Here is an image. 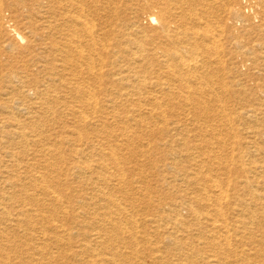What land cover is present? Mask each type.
Segmentation results:
<instances>
[{"label":"rangeland","instance_id":"1","mask_svg":"<svg viewBox=\"0 0 264 264\" xmlns=\"http://www.w3.org/2000/svg\"><path fill=\"white\" fill-rule=\"evenodd\" d=\"M0 2V197L15 192L11 216L0 209V264H104L111 254L108 264H218L206 245L213 181L229 194L231 264H264V0ZM78 14L96 25V48H85L97 70L95 113L75 96L78 61L63 47L82 28ZM33 89L54 96L36 100ZM17 121L30 133L24 148ZM99 189L119 200L122 219H137L136 240L93 238ZM250 213L256 224L242 228Z\"/></svg>","mask_w":264,"mask_h":264},{"label":"bare ground","instance_id":"2","mask_svg":"<svg viewBox=\"0 0 264 264\" xmlns=\"http://www.w3.org/2000/svg\"><path fill=\"white\" fill-rule=\"evenodd\" d=\"M2 1V0H0ZM69 1L72 5H75L76 4V0H67ZM85 1V0H84ZM62 2V1H61ZM173 2V1H172ZM115 3V2H114ZM0 4H2V2H0ZM60 4V3H59ZM64 4V3H63ZM69 5V4H68ZM92 5V4H91ZM173 5V4H172ZM62 6V5H61ZM1 7V6H0ZM151 7H154V5L152 3H149V2H146V8L147 9H150L151 10ZM2 8V7H1ZM70 9V8H69ZM83 10H84V6H83ZM186 10V9H185ZM218 12V11H217ZM65 13V12H64ZM63 13V14H64ZM74 13V11H73ZM82 13V11H81ZM162 13V12H161ZM189 14V13H188ZM157 15V14H156ZM154 15V13H149L148 16H149V21H153L156 22L157 20L159 21L158 17ZM193 16V15H192ZM57 18V17H56ZM159 18H160V21H161V24H162V27L165 29L167 28L168 24H169V21H168V18H165L163 13L159 15ZM92 19V18H91ZM74 22L79 25L80 28L79 30L78 29H75L72 34V36H70L71 38H67V42L63 45V47L65 48V51L67 52V54L70 53H74L75 56L77 57V63H74V65L76 64V68L79 69V72H78V76L76 77V85H75V96L76 98L80 101L79 103H82L80 104L81 106L83 105L86 106L88 109H91V111L94 110L95 106H96V103H97V99L95 98V93L92 91V87H93V84H94V77L95 75L97 74V70H96V64L94 63V60L93 58L91 57V54L90 52H86L85 48H88L89 50H92L95 46H94V42H95V37H94V29H93V26L96 27L95 22L94 24H92L91 20H89L88 18H86L85 16L81 15V14H78L76 17L74 16ZM70 21V20H69ZM218 23V22H217ZM157 24V23H156ZM8 25V24H7ZM208 25V24H207ZM218 25V24H217ZM71 26V25H70ZM101 26V25H100ZM184 26V25H183ZM73 27V26H72ZM79 28V27H78ZM13 29V28H12ZM59 30V29H58ZM81 31V32H80ZM96 31V30H95ZM129 31V30H128ZM185 32V31H184ZM198 32V31H197ZM19 36L22 38V36L16 32ZM177 33V32H176ZM224 33V32H223ZM14 34V33H13ZM66 34V33H65ZM67 35V34H66ZM214 35V34H213ZM219 35V34H218ZM63 36V35H62ZM98 36V35H97ZM206 36V35H205ZM204 36V37H205ZM215 37V36H213ZM220 37V36H219ZM85 38V45L82 41V39ZM200 39V38H199ZM211 39V38H210ZM215 39V38H213ZM195 40V39H194ZM23 41V40H22ZM212 41V40H211ZM213 42V41H212ZM219 42V41H218ZM214 43V42H213ZM96 44V43H95ZM141 44V43H140ZM139 44V45H140ZM104 45V44H103ZM207 45V44H206ZM94 46V47H93ZM105 46V45H104ZM213 46V45H212ZM140 47V46H139ZM96 48V47H95ZM197 48V47H196ZM208 48V47H207ZM223 48V47H222ZM103 49V48H102ZM143 49V48H140V50ZM189 49V48H188ZM105 50V49H103ZM139 50V51H140ZM154 50V49H153ZM197 50V49H195ZM199 50V48H198ZM215 51V50H214ZM145 52V51H144ZM193 52V51H192ZM196 52V51H195ZM217 52V51H216ZM134 53V52H133ZM141 54V53H140ZM197 54H198V51H197ZM98 55V54H97ZM100 55V54H99ZM181 55V54H180ZM189 55V54H188ZM179 56V55H178ZM182 57H180V60H181V64L182 66H185V68L188 67V69H190V64L188 62V59H186L185 57H183V55H181ZM187 56V55H186ZM191 57V60L192 61H195V57L194 55L193 56H190ZM214 57V56H213ZM101 58V57H99ZM189 58V57H188ZM197 58V57H196ZM103 59V58H101ZM190 59V58H189ZM194 59V60H193ZM190 60V62H191ZM198 60V59H197ZM219 60V59H218ZM143 62V61H142ZM166 62V61H165ZM134 63V62H133ZM197 62H195L194 64H196ZM200 63V62H199ZM69 65H71L72 63H68ZM101 64V63H100ZM99 64V65H100ZM224 64V63H223ZM66 65V64H64ZM74 65H71V66H74ZM166 65V64H165ZM25 66V65H24ZM168 66V65H167ZM101 67V65H100ZM103 67V66H102ZM101 67V69H102ZM75 70L76 68L73 67ZM100 72V70H98ZM121 72V71H120ZM101 73V72H100ZM218 73V71H217ZM55 76V75H54ZM53 76V77H54ZM145 76V75H144ZM14 78V77H13ZM137 78V77H135ZM210 78V77H209ZM187 79V77H186ZM213 79V78H212ZM138 80V79H137ZM141 80V79H140ZM99 81V80H98ZM128 81V80H127ZM143 81L141 80V82L139 83H142ZM145 82V81H144ZM167 86V85H166ZM189 87V86H188ZM190 88V87H189ZM32 89V88H31ZM35 92L33 93L34 94V97L36 100H48L50 98H53L52 96H54V94H51L49 93V90L46 91V94L44 91V89H33ZM47 90V89H46ZM140 92V91H139ZM11 94V92L9 93ZM46 95V96H45ZM141 95V93H140ZM8 96V95H7ZM23 96V95H21ZM45 96V98L43 97ZM57 96V95H56ZM57 98V97H56ZM34 99V100H35ZM188 99V97L186 98ZM97 100V101H96ZM156 100V99H155ZM159 101V100H158ZM61 102V101H60ZM190 102V101H189ZM222 102V101H221ZM6 104V103H5ZM23 104V103H22ZM11 105V104H10ZM80 106V107H81ZM98 106V105H97ZM160 106V105H159ZM82 107V108H83ZM162 107V106H161ZM31 108V107H29ZM93 108V109H92ZM162 109V108H161ZM225 109V108H224ZM8 110V109H7ZM53 110V109H52ZM133 110V109H132ZM23 111V110H22ZM25 111V110H24ZM34 114L35 113H38L40 114L41 111H37V110H33ZM33 112H28L29 114L33 113ZM53 112V111H51ZM113 112V111H112ZM85 113L86 111L82 110L80 111V116L81 118L83 117H87L85 116ZM93 113H95L93 111ZM188 113H189V110H188ZM6 114V113H5ZM7 116L10 115V117H13V112L11 111H8L7 112ZM185 114V113H184ZM15 116V114H14ZM151 116V115H150ZM93 117V115H92ZM17 118V116H16ZM18 119V118H17ZM88 119V118H87ZM83 121V119H82ZM232 121V120H231ZM18 123H16L15 127H17V130L15 131L14 134H16V139H19V144L24 148V145L28 144V136H30V133H27L26 131H24L25 129V124L24 123H21L20 121H17ZM147 122V121H146ZM230 122V121H229ZM35 125V124H34ZM2 126V125H1ZM168 126V125H167ZM3 128V127H2ZM44 128V127H43ZM2 130V129H1ZM26 130V129H25ZM129 131V129H128ZM32 132V131H31ZM80 133V132H79ZM78 133V134H79ZM34 135V134H33ZM220 136V135H219ZM81 138V136H80ZM96 139V138H95ZM33 141V140H31ZM35 141V140H34ZM40 141V140H39ZM223 141V140H222ZM69 143V142H68ZM79 143V142H78ZM213 143V142H212ZM109 144V143H108ZM111 146V145H109ZM30 148V147H29ZM107 148V147H106ZM41 150V149H40ZM113 150V149H112ZM191 150V149H190ZM39 151V150H38ZM46 151H49V150H46ZM106 151V149H105ZM114 151V150H113ZM112 151V152H113ZM220 151V150H219ZM95 152V151H94ZM96 153V152H95ZM113 153L111 154H108L110 156V158H113L115 159L116 157L113 155ZM246 154V153H245ZM104 155V154H103ZM12 156H15L14 154ZM11 156V157H12ZM215 156V155H214ZM92 157V156H91ZM232 157V156H231ZM5 158V157H4ZM64 158V157H63ZM178 158V157H177ZM176 159V157H175ZM182 159V158H181ZM249 159V158H248ZM87 160V159H86ZM117 160V159H116ZM115 160V162H117ZM13 161V160H12ZM91 161V160H90ZM217 161V160H216ZM14 164V162H13ZM26 165L30 164V162H26L25 163ZM119 163L117 162V165ZM210 166V165H208ZM221 166V165H220ZM219 166V168H220ZM228 166V165H227ZM117 168V177L113 180H115V185L113 188H118L121 187V185L123 184V181H124V177H123V173L121 172L122 169L121 168H118V167H115ZM263 168V167H262ZM104 169L106 170V167L104 166ZM108 169V168H107ZM161 169V168H160ZM58 170H60L58 168ZM83 170L88 173H90L91 171V167L90 165H85V167L83 168ZM112 170V169H111ZM75 171V170H74ZM29 173V172H28ZM82 173V171H81ZM87 173V174H88ZM11 175V173H8ZM92 174V172L90 173ZM195 174V173H194ZM29 175V174H28ZM78 175V174H77ZM125 175V174H124ZM16 176V175H15ZM19 177V175H17ZM81 176V175H80ZM43 178V177H42ZM214 179V178H213ZM38 180H41L40 178H36L35 181H38ZM51 180V179H50ZM100 180L102 181L103 183H107L108 182V179L107 177H97V181ZM216 180V179H215ZM259 180V179H258ZM218 181V180H217ZM88 182V181H87ZM214 184H213V187L216 188V190H214V195H215V199H214V204H212L214 207H213V214L211 215V218H209L210 222H209V227H210V231L212 232L211 235L208 234V237L210 235V238L207 239V242H206V245L208 246H211L212 247V253H213V257L215 258V260L217 261L218 264H231L232 263V260L230 259L231 257V253H233V249H231L229 247V244H231L230 242V238H231V233H230V229L227 225V222L226 221V217L223 216L222 217V208H221V200L223 199H226L227 201V197L229 196L227 190H225V188H223L220 184H218L217 182L213 181ZM229 182V181H228ZM97 183V182H96ZM13 185V184H12ZM41 186V185H40ZM229 186V184H228ZM201 188V187H200ZM228 188V187H227ZM103 190V188H102ZM204 190V188H203ZM54 191V190H52ZM206 191V189H205ZM99 192L100 194L103 195V197H105V201L103 202L102 206L100 207V210L101 212H98L97 215H98V221L95 222V229H98L95 230V233L93 234L94 235V239H96L97 243H102V244H106L107 241H110L112 240L113 237H115L117 240L119 241H125L123 237H120L122 236L121 234H126L128 235V238L129 239H132L134 238L136 240V236H138V234L136 233H139V224H138V227L136 226L135 227V222H136V218L134 217V221H132V219L130 218H126V219H122V214H123V208L121 206V203H119L117 200L115 199H110V196L109 198H107V192H102L100 191V189L97 191ZM207 192V191H206ZM15 193V192H14ZM13 192H6L4 193V195L2 197H0V209L2 210L1 213L4 214L6 211V213L11 216L10 213H8V206H7V203L10 205V201L13 200V195H15ZM208 193V192H207ZM53 194V193H52ZM56 194V193H54ZM51 195V193H50ZM93 195V194H92ZM95 195V194H94ZM210 196V195H209ZM209 196L207 198H209ZM52 197V195H51ZM115 198V197H114ZM53 202H58L59 203V200H60V197L57 195V196H53V198H50ZM210 199V198H209ZM7 201V203H6ZM62 201V200H61ZM131 201V200H130ZM84 203V202H83ZM100 203V202H99ZM98 203V204H99ZM189 203V202H188ZM202 203V202H201ZM185 204V203H184ZM191 204V203H189ZM245 204V202H244ZM63 205V204H62ZM192 207V206H191ZM196 209V208H195ZM194 209V210H195ZM154 210V209H152ZM129 211V210H128ZM208 211V210H207ZM36 212V211H35ZM127 212V211H126ZM252 213V212H251ZM249 214L248 218H245L244 220H241L239 221L241 223V226L242 228L246 225V224H250V223H253V224H256L255 220H257V217H256V214ZM94 214V213H92ZM199 214V213H198ZM139 215V214H138ZM125 216V215H124ZM132 216V215H131ZM221 216V218H220ZM35 217V216H34ZM197 217V216H196ZM27 218V217H26ZM47 218V217H46ZM49 219V218H48ZM200 219V218H199ZM11 221V223H13V219L11 217H9V219ZM236 220V219H235ZM240 220V219H239ZM259 222V221H258ZM54 223V222H53ZM175 223V222H173ZM14 224V223H13ZM15 225V224H14ZM10 226H13L12 224H10ZM53 226V225H52ZM251 226V225H250ZM62 225H54L53 228L54 230H58V229H62ZM107 227H110V229H107ZM65 228V227H64ZM137 228V230L135 229ZM241 228V227H240ZM22 230V229H21ZM43 230V229H42ZM94 230V228H93ZM25 231V230H24ZM107 231H112V232H107ZM113 231H114V234H113ZM248 233V232H247ZM6 236V235H5ZM207 237V236H206ZM264 238V237H263ZM137 242V241H136ZM152 244V243H150ZM154 244V243H153ZM156 244V243H155ZM193 245V244H192ZM254 245V244H253ZM86 246V245H85ZM137 246V245H136ZM139 246V245H138ZM137 246V247H138ZM254 247V246H253ZM261 247V246H260ZM110 249H112V247H109ZM118 249V248H117ZM128 250V249H127ZM131 250L132 251H135L137 250L135 248V246H132L131 247ZM95 251V250H94ZM122 251V250H121ZM96 252V251H95ZM235 252V251H234ZM32 253V252H31ZM114 253V252H113ZM242 253L245 254V251L243 250ZM116 254V253H115ZM220 254H221V257H220ZM6 255V254H5ZM121 255V254H120ZM243 255V254H242ZM242 255H240V259L243 261L245 260L244 257H242ZM8 256V255H7ZM111 256H113V254H111ZM111 256H107L108 258H104L103 260V263L104 264H108L110 262V259H111ZM116 256H118V254H116ZM238 254L235 252L234 254V258L237 257ZM244 256V255H243ZM125 257V256H124ZM201 257V255H200ZM132 259V258H131ZM112 260V259H111ZM121 260V259H120ZM131 261V260H130ZM234 261V260H233ZM112 263V262H111ZM116 263V262H115ZM92 264V263H91ZM191 264V263H190Z\"/></svg>","mask_w":264,"mask_h":264}]
</instances>
